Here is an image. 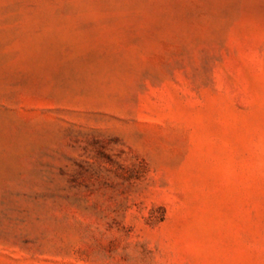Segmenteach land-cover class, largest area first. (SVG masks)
Returning a JSON list of instances; mask_svg holds the SVG:
<instances>
[{
  "label": "rangeland",
  "instance_id": "374dc122",
  "mask_svg": "<svg viewBox=\"0 0 264 264\" xmlns=\"http://www.w3.org/2000/svg\"><path fill=\"white\" fill-rule=\"evenodd\" d=\"M0 264H264V0H0Z\"/></svg>",
  "mask_w": 264,
  "mask_h": 264
}]
</instances>
